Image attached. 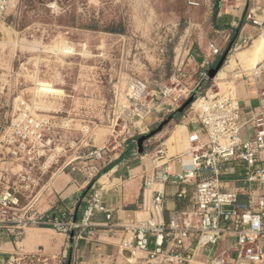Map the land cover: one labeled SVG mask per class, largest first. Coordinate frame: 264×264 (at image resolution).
I'll return each mask as SVG.
<instances>
[{"label": "rangeland", "instance_id": "obj_1", "mask_svg": "<svg viewBox=\"0 0 264 264\" xmlns=\"http://www.w3.org/2000/svg\"><path fill=\"white\" fill-rule=\"evenodd\" d=\"M217 1L13 3L0 29V137L24 101L35 116L50 122L55 142L50 162L44 167L43 163L11 159L0 149V173L7 171L8 162L18 169L13 170L12 178L1 176L3 184L16 189L20 197L18 211L5 213L0 205V219H6L0 222V240L22 231L12 217L35 212L32 205L39 189L53 172L73 167L77 171L99 169L124 151L129 141L135 140L138 146L140 137L149 135L168 119L165 116L156 123L152 119L146 127L133 128L136 119L125 98L129 79L157 80L177 94L181 89L183 96L177 100L176 111L194 93H198L197 97L218 90L221 94L235 93L234 83H227L231 81L227 75L217 82V75L212 80H201L185 58L193 45L216 39L212 18ZM232 38L221 45H231ZM249 47L239 51L245 50V55L250 53L246 50ZM226 49L224 46L221 57ZM230 56L229 52L220 71L228 65H232L234 73L242 69ZM253 58L255 61L257 56ZM263 58L264 55L256 63ZM253 67L254 64L244 68ZM168 127L169 123L143 142L147 153L161 149L170 132Z\"/></svg>", "mask_w": 264, "mask_h": 264}, {"label": "built area", "instance_id": "obj_2", "mask_svg": "<svg viewBox=\"0 0 264 264\" xmlns=\"http://www.w3.org/2000/svg\"><path fill=\"white\" fill-rule=\"evenodd\" d=\"M15 1L0 0V29ZM246 19L258 28L264 24L254 9L247 13ZM210 49L212 55L220 54L215 45H210ZM208 66L206 61L199 68L201 80H210ZM262 77L264 58L251 70L237 69L234 73V80L251 79L259 86L261 108L248 120L244 118L239 98L231 91L221 94L218 90L196 97L191 109L203 135L194 132L188 138L190 167L173 172L165 163L161 181L154 175L144 178L145 189L152 188L157 182L170 181L191 187L192 192L184 187L176 195L179 201H188L190 207L171 211L166 222L163 218L165 193L156 189L151 208L153 216L125 227L129 237L123 239L121 247L129 252V264H138L140 254L144 255L146 264H193L200 254H204L202 264H264V86L259 81ZM180 92L181 89L177 94L171 86L157 80L129 79L125 98L130 114L136 119L133 128L146 127V119L157 102L164 99L177 101L183 96ZM20 107L8 130L0 137V149L11 159L29 164L43 163L44 167L50 162L49 155L55 142L50 134L52 126L48 120L35 116L26 102L22 101ZM248 125L253 126L254 134L252 138L244 139ZM158 154L164 153L160 150ZM237 167L242 173L235 186L229 189L222 177L235 173ZM84 172L95 177L99 169ZM18 194L0 178V205L5 213L20 210ZM96 212H106L107 219L111 217L100 190L89 194L80 220L73 213L56 217L37 212L26 215L27 211L12 219L20 230L48 227L74 241L75 231H79V237L83 232L89 233ZM0 222L4 223L6 219H0ZM220 245L223 248L217 252ZM6 264H51V260L40 254L13 255Z\"/></svg>", "mask_w": 264, "mask_h": 264}, {"label": "crops", "instance_id": "obj_3", "mask_svg": "<svg viewBox=\"0 0 264 264\" xmlns=\"http://www.w3.org/2000/svg\"><path fill=\"white\" fill-rule=\"evenodd\" d=\"M251 9L264 20V0L263 3L261 0L217 1L212 18V29L216 39L203 40L185 52V58L194 71L198 73L201 65L208 61L207 70L210 73L214 64L219 61L224 46L225 49L231 47L230 58L243 70L249 71L251 69L244 67L253 64L255 66L258 63L256 60L264 55V47L257 54L255 61L253 53L241 55L245 50L239 51L240 48L247 46H250L246 49L249 50L254 41L264 35V24L258 28L246 19ZM231 38L233 45H221ZM244 41H247V45ZM249 43L252 44L248 45ZM210 45L218 47L220 54L212 55ZM231 68L232 65H228L219 71L216 82L224 75H227L228 80L234 81L235 94L240 100L244 118L251 119L261 108L259 86L251 79L234 80V68L232 70ZM259 81L260 85L264 86V77ZM176 106L177 101L160 100L146 119L148 126L152 119L153 123H156L165 116L171 117L167 128L170 132L163 139L161 149L149 154L143 147L140 153L139 144L136 146V141L131 140L124 151L99 167L95 177L84 171H77L75 167L53 172L46 184L40 187L37 200L32 205L37 213L56 217L63 213H73L80 220L87 207L89 194L93 190H100L103 193L104 205L111 213L110 219H107L106 212H96L91 219L89 233L83 232L82 237H79V231H75L74 241H69L65 235L48 227L25 228L0 240V264H6L13 255L31 254H40L50 259L51 264H129L127 260L129 252L121 247L123 239L129 237L125 227L131 223L144 222L153 216L151 208L156 189L165 193L163 218L166 222L171 211L190 207L188 201H179L176 196L184 187L192 192L189 186L170 181L164 184L157 182L150 189L144 187L146 176L154 175L157 181H161L165 163L171 166L173 172L188 169L190 167L188 138L194 132L203 135L202 127L195 119L191 107L173 117L172 114L178 112ZM253 134V126L248 125L244 131V139L252 138ZM160 150L164 153L162 156H158ZM155 157L158 159L155 160ZM15 169L18 170L17 167L14 168V163L8 162L5 169L7 171L0 173V178L1 176L12 178ZM241 173L242 169L237 167L235 173L222 177L229 189L235 186ZM222 248L223 245H220L217 252ZM203 255L197 257L196 264H202ZM139 256L141 260L138 264H146L143 260L144 255Z\"/></svg>", "mask_w": 264, "mask_h": 264}, {"label": "water", "instance_id": "obj_4", "mask_svg": "<svg viewBox=\"0 0 264 264\" xmlns=\"http://www.w3.org/2000/svg\"><path fill=\"white\" fill-rule=\"evenodd\" d=\"M233 44V43H232ZM231 44V45H232ZM231 47H229V49H227V51L224 53V55L221 57L220 61L218 62L217 66L215 68H213L210 73H209V78L210 80L214 79L217 75V73L220 71L223 63L225 62V59L227 58L229 52H230ZM198 93H194L192 95V97L190 99H188L181 108L178 109V113H182L184 112L195 100V98L197 97ZM171 120V117H169L167 120H165L163 123H161L159 125V127L153 131L152 133H150L149 135H145L142 136L139 141V147H140V153L142 152L143 149V142L146 141L147 139L153 137L155 134H157L158 132L162 131V129L164 128L165 125H167L169 123V121Z\"/></svg>", "mask_w": 264, "mask_h": 264}, {"label": "bare ground", "instance_id": "obj_5", "mask_svg": "<svg viewBox=\"0 0 264 264\" xmlns=\"http://www.w3.org/2000/svg\"><path fill=\"white\" fill-rule=\"evenodd\" d=\"M264 47V37H261L254 41L253 46L249 49L250 53H253L254 57L262 50ZM243 53V52H242ZM243 55V54H241Z\"/></svg>", "mask_w": 264, "mask_h": 264}, {"label": "trees", "instance_id": "obj_6", "mask_svg": "<svg viewBox=\"0 0 264 264\" xmlns=\"http://www.w3.org/2000/svg\"><path fill=\"white\" fill-rule=\"evenodd\" d=\"M189 108H190V107H189ZM177 113H178V112L173 113L172 116L174 117Z\"/></svg>", "mask_w": 264, "mask_h": 264}]
</instances>
